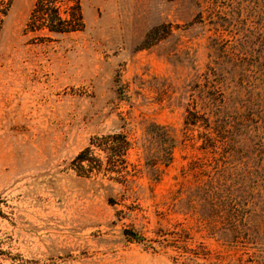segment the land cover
Masks as SVG:
<instances>
[{"label": "rangeland", "instance_id": "1", "mask_svg": "<svg viewBox=\"0 0 264 264\" xmlns=\"http://www.w3.org/2000/svg\"><path fill=\"white\" fill-rule=\"evenodd\" d=\"M37 1L0 7V264H264V0Z\"/></svg>", "mask_w": 264, "mask_h": 264}, {"label": "trees", "instance_id": "2", "mask_svg": "<svg viewBox=\"0 0 264 264\" xmlns=\"http://www.w3.org/2000/svg\"><path fill=\"white\" fill-rule=\"evenodd\" d=\"M10 1L11 0H0V7L1 6L5 7V5L7 6V4H9ZM58 2H61V1L60 0H38L37 1L38 5L40 3L46 7H48L49 5H52L54 8L53 9L54 11H52L51 16H55V20H57L59 23H63L65 19H63L60 15V11H59L60 5H58ZM4 12H5V8L4 9L0 8V14H4ZM50 21L53 22L54 19H52L51 17ZM54 31H61V29H56ZM190 114L192 115L191 118L187 117L185 121L187 124H193L195 122L196 114L194 112H190ZM207 137L210 138L209 136ZM96 146H99V149L103 151L108 162L111 165L118 166V164L126 163L125 155L128 150V140L125 134L119 133L117 136H113L111 137V139L106 140ZM88 150L89 149H86L84 152ZM84 152H81L78 155V159L81 161L84 160V157H83ZM125 232L127 233L129 237H131L132 239H135L136 241H140L142 238L135 231L126 230ZM253 264H260V262H254Z\"/></svg>", "mask_w": 264, "mask_h": 264}]
</instances>
